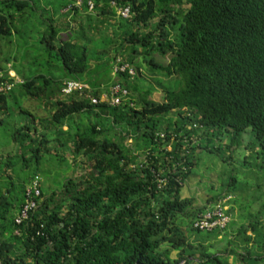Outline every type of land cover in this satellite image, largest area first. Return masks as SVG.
I'll return each instance as SVG.
<instances>
[{
	"label": "trees",
	"instance_id": "1",
	"mask_svg": "<svg viewBox=\"0 0 264 264\" xmlns=\"http://www.w3.org/2000/svg\"><path fill=\"white\" fill-rule=\"evenodd\" d=\"M67 1L53 13L67 19L60 23L44 13L37 21L33 0H0V44L14 41L26 55L40 46L35 57L45 60L28 77L17 56L0 64L13 84L0 94V128L11 144L0 154V264H264L262 219L201 232L198 216L230 194L211 186L207 207L181 196L199 161L195 136L202 152L224 151L229 164L249 129L264 155V0H186L187 10L171 6L181 0ZM125 9L128 18L118 13ZM122 65L135 75L113 72ZM144 73L170 83L162 102ZM70 82L88 89L66 95ZM117 85L128 91L119 106L92 104ZM15 89L33 104L13 100ZM59 171L64 178L50 192L43 180ZM36 177L38 207L16 226Z\"/></svg>",
	"mask_w": 264,
	"mask_h": 264
},
{
	"label": "rangeland",
	"instance_id": "2",
	"mask_svg": "<svg viewBox=\"0 0 264 264\" xmlns=\"http://www.w3.org/2000/svg\"><path fill=\"white\" fill-rule=\"evenodd\" d=\"M181 1V4H177L175 1L173 2L171 6H173L174 10H180V8L187 10L189 8L185 3L186 0ZM67 2V0H33V4L35 6L34 8L36 9L35 19L37 21L40 20L41 14L44 13V15L46 14L45 17L51 16L57 22H67V19L63 20L59 14H53L59 12L60 8L67 4ZM72 24L73 26L78 25L79 20L72 22ZM14 43L15 42L13 41V45L11 47H7V42L5 46L0 44V64L2 65V61L5 57H10L13 60V57L17 56L18 62L16 63L18 65L19 73L23 74L25 77L30 75V71L32 72V75L39 73L40 64L45 62L44 59L38 58L40 54V46L31 47V52L29 55H26L23 53V50H21L22 47ZM36 55L38 57H35ZM24 56L28 57L26 62L22 59ZM32 57L39 60L35 65L32 64ZM12 66L13 64L11 62L7 64V68H12ZM9 76L12 78L15 77L17 82H21L13 71L9 72ZM143 77H145L144 81L146 83L151 84L157 90L152 95V99L156 102H162L164 99L163 90L171 86H169L170 83L167 79L163 78L162 81L163 83H168L159 86L157 81L148 78L147 74L144 73ZM12 96L13 100L18 101L23 108L30 107L33 104V101L29 97H25L20 89H15ZM103 99L106 101L104 95L102 96V100ZM42 108L43 107L37 108L39 110L38 114L45 115L43 114ZM8 126H6L7 129H9L12 125ZM4 129L0 128V154H4V149H11V144L7 143V134ZM67 129L68 128L66 127L64 128V130ZM242 138V141L237 142L236 147L231 148L235 150L233 154L234 159L228 164L224 161V158L229 155L228 153L225 154L224 151H215V153L211 154L202 152V150L198 148L202 143V140L195 136L192 141L198 149L197 155L199 157V161L193 173L183 185L181 191L182 198L194 197L196 200L195 206L197 207L208 206L207 200L212 196L208 189L211 186H214L215 188L214 194L224 192L229 193V196L231 197L228 198L229 201L228 199L223 201V207L226 213L227 210L230 213L234 210L230 216V221H233L234 230H237L240 227L248 226L249 224L255 225L257 222H261V219L264 221V155L258 156L257 153H260V151L258 149H254V135L251 130H246L243 133ZM222 139L223 140H221L219 144L223 150H226L227 146L230 144L229 140L225 136H222ZM212 140L217 143V138ZM130 143L131 141L128 142V144ZM54 146H56V144ZM16 148L17 147L13 149L12 155L16 153ZM60 154L62 156L65 155L66 157H69V159L72 157L68 150H62L60 151ZM53 167L54 169H57L56 166ZM62 169L64 168L62 167ZM8 174H11L12 177L17 180L16 174H13L10 171ZM70 175L71 173H69L68 176ZM54 176V173H52L48 177L47 182L43 180L45 189H49L50 192L56 189L55 183L60 182L64 178V175L61 174L60 171L58 179L54 180ZM229 238L231 239L232 236ZM174 256L175 254H173V257Z\"/></svg>",
	"mask_w": 264,
	"mask_h": 264
},
{
	"label": "built area",
	"instance_id": "3",
	"mask_svg": "<svg viewBox=\"0 0 264 264\" xmlns=\"http://www.w3.org/2000/svg\"><path fill=\"white\" fill-rule=\"evenodd\" d=\"M81 4V0H77V5ZM92 9V5H90ZM119 14L123 18L129 17V9L120 10ZM134 76V71L129 68L128 65H122L115 68V73H125ZM18 83H21L20 81ZM13 88V84L10 83L6 78L5 74L0 71V94L7 93ZM88 86L70 82L67 83L66 88L63 90V93L66 95L71 94L74 91H80L81 93L84 90H87ZM110 103L112 106H118L126 98L128 91L122 88L120 85L112 87L110 89ZM106 99V96H105ZM92 104L97 105L100 101L96 98H92ZM163 135H161V138ZM159 188L163 187L166 184V180L158 181ZM41 197V180L35 178L26 188L25 192V203L22 208L18 211L15 216V225L21 226L23 223L29 221L30 214L37 209L38 200ZM230 223V217L226 215V212L223 207V203L215 204L208 209H206L202 214L198 216V219L194 222V228L201 232H211L214 230L223 231L225 230ZM16 235H19V231L16 230ZM40 233H38L39 235Z\"/></svg>",
	"mask_w": 264,
	"mask_h": 264
},
{
	"label": "clouds",
	"instance_id": "4",
	"mask_svg": "<svg viewBox=\"0 0 264 264\" xmlns=\"http://www.w3.org/2000/svg\"><path fill=\"white\" fill-rule=\"evenodd\" d=\"M90 5H92V9H90ZM80 6H81V4L78 5V7H80ZM93 8H94V5H93L92 3H89V5H88V9H89V11H92V12H93ZM119 11H120V10H119ZM119 11H118V13H119ZM128 66H129V65H128ZM116 67H118V66H115V68H116ZM115 68H114V71H113L114 73H115ZM129 68H131V67L129 66ZM131 69L133 70V68H131ZM133 71H134V70H133ZM134 73H135V71H134ZM14 78H15V77H14ZM102 96H103V95H102ZM102 96H101V100H99V101H100L99 103H101L102 101H104V99L102 100ZM104 96H106V99H105V100L110 102V97H108V95H106V94H104ZM108 99H109V100H108ZM124 100H125V99H124ZM124 100H123V101H124ZM123 101H122V102H123ZM91 102H92V101H91ZM99 103H98V104H99ZM110 104H111V103H110ZM118 106H119V105H118Z\"/></svg>",
	"mask_w": 264,
	"mask_h": 264
}]
</instances>
